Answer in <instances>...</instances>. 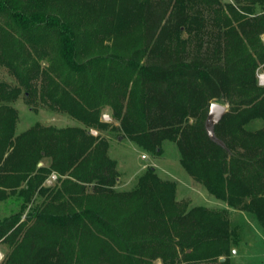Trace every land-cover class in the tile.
I'll use <instances>...</instances> for the list:
<instances>
[{
	"label": "trees",
	"instance_id": "trees-1",
	"mask_svg": "<svg viewBox=\"0 0 264 264\" xmlns=\"http://www.w3.org/2000/svg\"><path fill=\"white\" fill-rule=\"evenodd\" d=\"M263 34L264 0H0V64L17 80L0 78V201L21 206L0 218V264H236L228 208L178 200L154 166L118 190L102 131L158 153L176 141L193 179L264 229V125L248 128L264 122ZM22 91L79 124L17 134ZM217 99L223 144L206 124Z\"/></svg>",
	"mask_w": 264,
	"mask_h": 264
},
{
	"label": "rangeland",
	"instance_id": "rangeland-1",
	"mask_svg": "<svg viewBox=\"0 0 264 264\" xmlns=\"http://www.w3.org/2000/svg\"><path fill=\"white\" fill-rule=\"evenodd\" d=\"M229 1V0H222ZM264 40V34L262 35ZM129 39L118 40L117 49L123 51L128 45ZM131 40V39H130ZM259 84L264 86V70L262 66L258 69ZM0 78L12 84H17V80L8 71L7 68L0 64ZM22 91L15 106L19 112V119L16 125L17 134L33 126L36 122H41L46 125H55L57 127H65L68 125H78L79 121L62 112L50 110L44 104H30L27 96ZM221 102L229 106L223 100L217 99L212 102ZM103 112L109 113L111 120L106 121L113 126H118L119 121L113 117V111L110 106L103 107ZM264 125L260 119H254L248 128H259ZM98 131L97 129L93 128ZM110 141L109 155L117 160L119 171V183L117 189H130L136 183L138 175H140L147 167L154 166L158 175L167 180H175L177 182V199L181 201H189V206H208L212 208H228L230 212V220L234 228L239 231L240 242L238 245L231 247L229 256L236 263H263L264 264V229L258 222L255 214L234 209L227 205L225 200L217 199L204 185L196 182L191 174L185 170L181 163L180 152L176 141H162L161 152H155L145 149L137 142H133L127 135L123 134L119 129H108L102 131ZM98 134V133H97ZM145 155V157H142ZM49 176L46 181L47 185H53L56 181L57 174ZM20 204L16 197L0 201V218L11 214L15 211H20ZM30 205L26 208L29 210ZM9 248L6 244L0 243V262L5 259ZM225 258V256L222 255ZM222 259V258H221ZM153 264H163L162 258L155 259ZM181 264V263H180Z\"/></svg>",
	"mask_w": 264,
	"mask_h": 264
},
{
	"label": "water",
	"instance_id": "water-1",
	"mask_svg": "<svg viewBox=\"0 0 264 264\" xmlns=\"http://www.w3.org/2000/svg\"><path fill=\"white\" fill-rule=\"evenodd\" d=\"M228 110V107L224 105L221 102H212L210 105V110L207 116L206 124H207V130L210 135V137L220 143L223 144V141L220 139H217L213 132V127L217 122L222 118V116L225 114V112ZM42 162H40V165ZM224 259V257H222Z\"/></svg>",
	"mask_w": 264,
	"mask_h": 264
},
{
	"label": "built area",
	"instance_id": "built-area-1",
	"mask_svg": "<svg viewBox=\"0 0 264 264\" xmlns=\"http://www.w3.org/2000/svg\"><path fill=\"white\" fill-rule=\"evenodd\" d=\"M102 119H104V120H106V121H109V120H111L112 118H111V116H110V114L109 113H106V112H104L103 114H102ZM94 134H97L98 133V131H96V130H94V129H92L91 130ZM142 157H145V155H142ZM52 177L53 176H55V175H51Z\"/></svg>",
	"mask_w": 264,
	"mask_h": 264
},
{
	"label": "crops",
	"instance_id": "crops-1",
	"mask_svg": "<svg viewBox=\"0 0 264 264\" xmlns=\"http://www.w3.org/2000/svg\"><path fill=\"white\" fill-rule=\"evenodd\" d=\"M229 1H231V0H229ZM229 1H227V2H229Z\"/></svg>",
	"mask_w": 264,
	"mask_h": 264
}]
</instances>
